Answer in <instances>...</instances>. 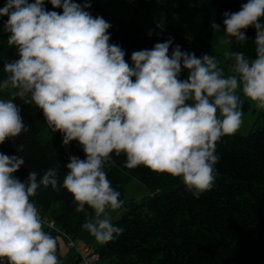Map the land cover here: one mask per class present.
I'll use <instances>...</instances> for the list:
<instances>
[{
	"label": "clouds",
	"instance_id": "clouds-1",
	"mask_svg": "<svg viewBox=\"0 0 264 264\" xmlns=\"http://www.w3.org/2000/svg\"><path fill=\"white\" fill-rule=\"evenodd\" d=\"M49 2L62 14L47 11L45 0H6L0 8L8 17L7 44L18 56L4 63L0 79L6 97L0 98V144L30 130L19 100L42 110L47 127L61 133L62 146L77 141L86 158L70 156L62 180L57 165L43 175L29 171L21 181L13 174L24 157L0 153V264H61L57 241L31 199L38 190H67L75 211L84 214L81 229L107 243L123 232L112 213L125 205L105 171L113 154L125 156L126 169L144 166L181 178L199 198L215 182L217 143L243 124L241 96L264 110V0L223 13L225 44L233 38L246 43L242 30H256L255 58L224 51L231 62L227 75L215 55L198 58L180 45L169 55L171 38L134 51L130 66L125 51L109 43L110 23L86 10L91 0ZM210 27L221 31L215 21Z\"/></svg>",
	"mask_w": 264,
	"mask_h": 264
},
{
	"label": "trees",
	"instance_id": "trees-1",
	"mask_svg": "<svg viewBox=\"0 0 264 264\" xmlns=\"http://www.w3.org/2000/svg\"><path fill=\"white\" fill-rule=\"evenodd\" d=\"M136 1L140 6L156 2ZM32 2L34 0H29ZM245 3L247 0H174L173 11L177 13L193 5L195 13L202 19L207 40L216 43L223 35V13L238 12ZM91 5L86 10L93 17L101 16L110 23L109 43L119 45L125 51V60L130 66L134 51L152 49L156 43L170 38L173 43L169 55L176 45L186 52L192 46L193 40L185 30L166 24L141 26L134 20L116 16L95 2ZM44 7L59 14L63 11L54 8L49 0H45ZM7 19V16H0V79L4 77V63L18 58L15 47L7 44L8 34L3 30ZM212 21L220 25V32L211 29ZM242 31L246 43L237 44L233 38L230 51L255 58L256 30L250 26ZM204 51L215 55L221 62L223 59L224 63H231L210 52L207 46ZM16 103L20 105L22 120L30 130L0 144V153L21 155L25 159V165L13 175L25 180L29 171L43 175L49 167L59 165L58 176L62 180L70 156L86 158L82 148L74 141L67 147L62 146L61 133H53L47 127L42 110L19 100ZM21 144L24 150L19 153L17 148ZM216 154L220 160L215 165L213 188L199 198H194L186 190L181 178L154 172L144 166L126 169L123 167L125 156L113 154L114 162L106 165L105 171L112 187L125 201L121 216L112 220L114 225L123 228V232L104 244L92 245L94 237L81 229L84 214L75 211L73 197L67 190L61 188L57 193L50 188L40 189L31 199L55 220L60 230L77 241L92 245L90 247L99 258L107 259L110 264H264V112L258 114L246 134L238 130L234 135L223 137L216 145ZM131 178L143 183L149 195L139 201L126 200L125 186ZM50 234L57 241V234ZM57 256L61 264H72L73 254H59L58 241Z\"/></svg>",
	"mask_w": 264,
	"mask_h": 264
},
{
	"label": "rangeland",
	"instance_id": "rangeland-1",
	"mask_svg": "<svg viewBox=\"0 0 264 264\" xmlns=\"http://www.w3.org/2000/svg\"><path fill=\"white\" fill-rule=\"evenodd\" d=\"M84 3V0H76ZM99 4L102 7H107L118 16H122L126 20H134L141 26L152 27L159 24H166L171 28L185 30L187 35L193 40L192 46L189 50L190 53H194L198 58L209 52L204 51V46L209 48L212 53H217L221 57H224L223 53L226 50H230L231 44H225L224 40L227 37L224 34L216 41V43H210L207 40L206 32L203 29L201 17L195 13L194 6L188 5L180 12H174V0H156L152 5L140 6L136 0H91ZM6 0H0V6L4 7ZM47 11H52L47 9ZM209 55V54H208ZM221 66L224 69L225 75L228 74L230 63H224L223 59ZM187 72L182 71L180 78L185 79ZM0 98H6L4 94H0ZM242 105L241 110L244 113L243 124L239 129L241 134H246L251 128L252 123L257 118L260 112L264 110L256 109L255 105L241 96ZM78 144L77 141H74ZM79 145V144H78ZM24 181V180H21ZM148 188L135 178H131L125 186L124 197L126 200L134 199L135 201L141 200V198L149 195ZM39 209V208H38ZM112 213L113 218L118 215ZM59 254L65 256L68 253H73V250L68 249L65 243V239L57 235ZM75 240V239H74ZM78 246H87L82 241L75 240ZM98 241L95 239L92 241V245ZM92 245H90L92 247ZM97 264H110L107 259H100Z\"/></svg>",
	"mask_w": 264,
	"mask_h": 264
},
{
	"label": "built area",
	"instance_id": "built-area-1",
	"mask_svg": "<svg viewBox=\"0 0 264 264\" xmlns=\"http://www.w3.org/2000/svg\"><path fill=\"white\" fill-rule=\"evenodd\" d=\"M41 213L43 220L45 221L44 230L46 232H55L57 235L65 239L66 246L68 249L73 250V261L72 264H97L100 260L97 252L93 251L90 246H78L75 240L60 230L56 224L55 220L47 213Z\"/></svg>",
	"mask_w": 264,
	"mask_h": 264
},
{
	"label": "water",
	"instance_id": "water-1",
	"mask_svg": "<svg viewBox=\"0 0 264 264\" xmlns=\"http://www.w3.org/2000/svg\"><path fill=\"white\" fill-rule=\"evenodd\" d=\"M122 210L119 211L118 215L114 217L115 220H117L121 216Z\"/></svg>",
	"mask_w": 264,
	"mask_h": 264
},
{
	"label": "crops",
	"instance_id": "crops-1",
	"mask_svg": "<svg viewBox=\"0 0 264 264\" xmlns=\"http://www.w3.org/2000/svg\"><path fill=\"white\" fill-rule=\"evenodd\" d=\"M92 2V1H91ZM104 8H106L109 12H111V13H113L114 14V12H112L111 10H109L107 7H104ZM116 15V14H115ZM116 16H118V15H116ZM120 17H122V16H120ZM123 18V17H122ZM140 25V24H139Z\"/></svg>",
	"mask_w": 264,
	"mask_h": 264
}]
</instances>
